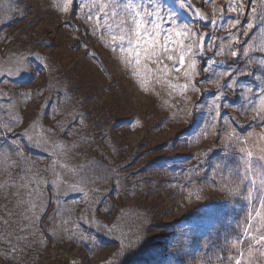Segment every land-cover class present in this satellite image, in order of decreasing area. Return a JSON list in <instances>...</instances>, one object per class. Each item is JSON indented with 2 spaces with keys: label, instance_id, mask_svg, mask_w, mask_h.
<instances>
[{
  "label": "rangeland",
  "instance_id": "1",
  "mask_svg": "<svg viewBox=\"0 0 264 264\" xmlns=\"http://www.w3.org/2000/svg\"><path fill=\"white\" fill-rule=\"evenodd\" d=\"M241 2L0 0V264H264V0ZM180 25L194 55L154 63L145 31Z\"/></svg>",
  "mask_w": 264,
  "mask_h": 264
},
{
  "label": "snow or ice",
  "instance_id": "2",
  "mask_svg": "<svg viewBox=\"0 0 264 264\" xmlns=\"http://www.w3.org/2000/svg\"><path fill=\"white\" fill-rule=\"evenodd\" d=\"M206 3H210L211 0H205ZM251 2V0H249V3ZM187 4V0H185V4H181V7H185V5ZM127 8H134V5L131 3V0H129V3L124 5ZM189 8L191 7L190 4L187 5ZM244 8V4L241 2V0H235V4L228 6V10L231 12H236L239 13L242 9ZM65 11H67V7L64 9ZM253 11H255V9H253ZM135 15L138 17L141 14L139 12H136ZM193 15L196 16L198 19H206L207 17L203 16L202 13L199 10H194ZM147 16L149 17H155L154 19H152L151 21V30L152 32L156 33V36L158 37L159 34L161 32L164 31L162 25L164 23H171L172 25H176V20L174 18V14L170 15L169 18L167 20H165V17L159 15V12L157 11L155 14L152 12H148ZM123 23V22H121ZM135 27L134 29H132V39L130 40V43H140L141 42V29L145 28V23H147V21H142L140 19H136L133 21ZM212 23L215 24L216 20L213 19ZM238 23V21H234L233 27H235V25ZM179 29L181 30H177V27H173L172 29H169V32H174L176 37H183L184 39H188L190 41V43H188L187 45L184 44V39H178L173 41L171 39V36H166L165 38V42L164 43H160V41L158 39H156L155 37L151 36V33L147 32V30L145 31V35H148L150 37V39L148 41H146L145 43H148L149 47L144 48V52L147 53L150 57H156L155 60H153L154 63H158V64H163V60L159 59V53L161 51H163L164 53H169L166 56V59L169 61H174V57L172 54H170L173 49L169 47V42H171L172 44H178L180 47L179 49H175L177 52H182V54H179V64L182 66L185 63V55L189 54V53H193V48L195 46L194 43V38L197 36V33L195 32V30L191 27H189L188 25H180L178 26ZM115 39V37L113 38ZM121 39H123V37H121ZM137 55H139V51L137 52ZM237 55L236 52H232V56L235 57ZM167 65H164V67L161 69L162 72L166 73V69H167ZM189 68L192 69L193 71L195 70V60L192 59L191 63L189 64ZM175 71L179 72L180 68H176ZM205 71H207V69H205ZM186 76H191L190 72H185ZM181 88H186L187 85H181ZM228 87H231V85H228ZM220 97L217 96V100H219ZM259 115V113H258ZM246 156L248 158V162L249 165L251 164L252 158H253V153L251 151L246 153ZM260 162L261 165L264 166V156L258 157L257 158ZM247 171L249 173H253L255 175V173L253 172L252 167H248ZM246 179L248 178L247 176L245 177ZM261 183H264V178H261ZM252 186L256 187V183L253 180L252 181ZM251 192H249L248 197H246V199H251ZM260 213L257 212V216H259ZM248 223H251V221H248ZM247 231V230H246ZM260 231V230H258ZM252 243L256 244V245H261L264 246V234H259L258 238L257 237H252ZM235 264H242L241 260L237 259L235 261Z\"/></svg>",
  "mask_w": 264,
  "mask_h": 264
},
{
  "label": "trees",
  "instance_id": "3",
  "mask_svg": "<svg viewBox=\"0 0 264 264\" xmlns=\"http://www.w3.org/2000/svg\"><path fill=\"white\" fill-rule=\"evenodd\" d=\"M236 196V195H235ZM248 197V196H247ZM239 199H241V197H239L238 199H234L235 201H234V203L231 205V207H230V211L228 212V213H222V212H220V221H219V225L220 226H225V227H227L228 228V225H227V223H226V220H227V218H228V216L227 215H229L230 213H235V211H237L238 213V215H236V217L238 218V219H242L244 216H243V214H245L246 215V217L248 218V215H249V213H250V210L251 209H249V206H251V207H253L255 204L253 203V201H252V199H245L242 203H244V204H242L241 203V200H239ZM239 203H241L242 205H243V207H239ZM250 204V205H249ZM222 214V215H221ZM218 216V215H217ZM227 217V218H226ZM224 227V228H225ZM223 228V229H224ZM223 229H216L215 230V232L214 233H210V235H211V239H214L215 240V242L216 243H218L219 241V239L220 238H222V237H220L219 235L222 233V230ZM241 229V228H240ZM240 229H239V227L238 226H236L234 229H232L233 231H234V234H237V231L239 232L240 231ZM218 230V231H217ZM217 231V232H216ZM219 233V234H218Z\"/></svg>",
  "mask_w": 264,
  "mask_h": 264
}]
</instances>
